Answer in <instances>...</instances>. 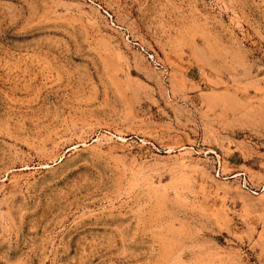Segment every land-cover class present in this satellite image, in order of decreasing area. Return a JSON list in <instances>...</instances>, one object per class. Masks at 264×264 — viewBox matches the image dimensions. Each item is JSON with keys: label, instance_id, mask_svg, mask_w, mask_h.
<instances>
[{"label": "rangeland", "instance_id": "obj_1", "mask_svg": "<svg viewBox=\"0 0 264 264\" xmlns=\"http://www.w3.org/2000/svg\"><path fill=\"white\" fill-rule=\"evenodd\" d=\"M0 264H264V0H0Z\"/></svg>", "mask_w": 264, "mask_h": 264}]
</instances>
